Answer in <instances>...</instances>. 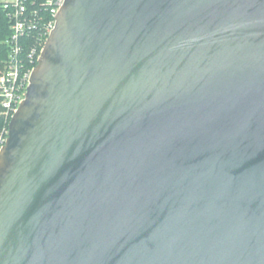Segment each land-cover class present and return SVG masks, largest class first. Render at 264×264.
Returning a JSON list of instances; mask_svg holds the SVG:
<instances>
[{
	"label": "water",
	"instance_id": "1",
	"mask_svg": "<svg viewBox=\"0 0 264 264\" xmlns=\"http://www.w3.org/2000/svg\"><path fill=\"white\" fill-rule=\"evenodd\" d=\"M0 264H264V0H64L0 150Z\"/></svg>",
	"mask_w": 264,
	"mask_h": 264
},
{
	"label": "built area",
	"instance_id": "2",
	"mask_svg": "<svg viewBox=\"0 0 264 264\" xmlns=\"http://www.w3.org/2000/svg\"><path fill=\"white\" fill-rule=\"evenodd\" d=\"M64 0H14L12 2H0L9 22L10 34L5 43L8 46V56L0 70V114L4 116L6 125L0 128V150L3 147L7 134L8 124L23 101L29 78L35 67L45 42L54 28L55 16ZM45 8L48 17L43 27L38 31L37 45L29 49L28 57L31 65L28 66L21 58L24 53L22 39L36 29L33 20L36 18L35 6Z\"/></svg>",
	"mask_w": 264,
	"mask_h": 264
},
{
	"label": "trees",
	"instance_id": "3",
	"mask_svg": "<svg viewBox=\"0 0 264 264\" xmlns=\"http://www.w3.org/2000/svg\"><path fill=\"white\" fill-rule=\"evenodd\" d=\"M38 12L36 15V18L33 20L32 23L36 25V29L30 32L28 36L22 39V49L24 53L21 54V58L25 61V63L30 66V58L27 56L29 53V49L32 46L37 45V36H38V31H40L43 27L44 21L47 19L48 14L45 10V8L41 6H35L34 7ZM10 34V29H9V22L7 20L5 11L3 10L1 4H0V70L4 66V62L7 59L8 56V46L5 43L6 38ZM1 110V107H0ZM6 120L4 116L0 114V128L4 125H6Z\"/></svg>",
	"mask_w": 264,
	"mask_h": 264
},
{
	"label": "rangeland",
	"instance_id": "4",
	"mask_svg": "<svg viewBox=\"0 0 264 264\" xmlns=\"http://www.w3.org/2000/svg\"><path fill=\"white\" fill-rule=\"evenodd\" d=\"M14 0H0V2H12Z\"/></svg>",
	"mask_w": 264,
	"mask_h": 264
}]
</instances>
